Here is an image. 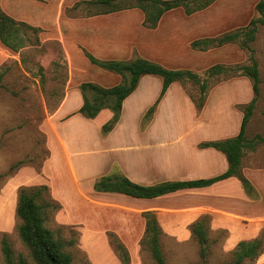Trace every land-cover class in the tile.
<instances>
[{
    "label": "rangeland",
    "instance_id": "rangeland-1",
    "mask_svg": "<svg viewBox=\"0 0 264 264\" xmlns=\"http://www.w3.org/2000/svg\"><path fill=\"white\" fill-rule=\"evenodd\" d=\"M78 1L81 0H7L1 3L6 13L41 27V32L38 33L37 41L34 39L33 44L19 52H13L0 41V67L4 65L6 70L0 86V264H7L1 249V239L4 235L13 249L12 264H19L20 256L29 264H37L31 250L19 235L18 226L21 219L17 216V206H11L1 195L13 178L19 182L18 196L21 187L48 185L43 172L44 164L50 155L47 125L63 103L67 90L78 87L77 91L83 98L79 86L84 81L113 86L122 79L119 73L93 64L84 50L108 60H126L142 56L168 68L193 70L203 78L206 77V71L215 64L234 67L250 62V53L237 43L200 51L192 48V41L207 36H218L245 26L252 18L258 16L256 5L259 0H217L208 8L191 15H187L182 9H174L167 12L159 25L153 29L143 25L144 14L138 8L108 15L86 16L84 12L71 10ZM252 46L259 63L261 95L247 126V135L250 138L257 134L264 135V24L259 26L257 38ZM112 47L115 50L111 51ZM105 48L108 50H104ZM237 78L241 79L233 80ZM222 83H227L223 86L225 91L218 89L211 94L209 110L203 117L198 111L197 118L200 122L209 123L210 118L217 117L220 104H223L227 113L236 117L235 113L238 111L232 108L231 102L239 100L246 102L242 104H247L254 96L249 77L227 73L210 79L207 99L211 89ZM161 86L160 76H145L141 92L128 104L126 124H133L140 119L144 105L155 92H160ZM176 86L183 88L186 94L199 98V84L176 82ZM177 91L179 89L174 88L172 94V100L177 101L176 106L165 108L161 124L194 122V112ZM76 104L77 100L72 98L62 112L73 109ZM242 104H237L236 107L243 113ZM175 111L178 112L177 116H173ZM198 119L196 123H200ZM83 121H86V118L76 113L64 123L63 129L75 135ZM143 123L144 116L142 126H145ZM93 127L94 125L91 132L95 134ZM125 132L121 139L132 135L130 128ZM245 154L247 164L257 161V166L264 169V144H260L255 151L247 150ZM19 163L20 166L15 168ZM256 182L252 183L254 192L249 194L246 191L251 199L247 201L248 206L240 209L241 214L253 218L245 219L243 224L241 223V238L238 241L230 243V238L235 234L233 228L218 226V221L214 220L213 215L207 214L209 241L206 256L203 257L201 245L191 231L193 223L188 228H178L177 231L162 226L161 244L166 264H235L234 251L240 241L264 237V179H258ZM52 194L50 189L46 198H52ZM187 198L188 195H179L163 201L182 204ZM145 203L150 202H141V205ZM101 212L104 218L108 216L109 223L95 230L90 228L88 203L84 204L83 210L76 206L75 210L71 211L74 221L68 218L70 213L64 205L62 208L47 210L46 225L67 242L66 249L73 255V264H123L121 250L118 252L115 248L117 242L123 243L127 248L130 264H158L150 249L141 243L146 226L144 218L130 217L134 226L132 236L129 230L121 225L125 221L122 220L124 214L105 208ZM183 232H186L187 237ZM240 264H264V251L257 258H247Z\"/></svg>",
    "mask_w": 264,
    "mask_h": 264
},
{
    "label": "crops",
    "instance_id": "crops-1",
    "mask_svg": "<svg viewBox=\"0 0 264 264\" xmlns=\"http://www.w3.org/2000/svg\"><path fill=\"white\" fill-rule=\"evenodd\" d=\"M5 1L7 0H1V3ZM113 50H115L114 47L111 48V51ZM145 76L141 78L137 89L125 99L121 118L108 134L102 133L103 124L113 116V111L108 108L101 110L96 118L85 117L86 121L79 126L75 135L63 129L64 123L78 113L75 111H78L83 104V98L77 91L78 87L67 90L63 103L51 116L47 125L50 155L44 164L43 172L46 176L44 180L53 193L52 197L68 209L70 213L68 218L71 221H74V218H71V211L75 210L76 206L83 210L84 204L88 203L90 205V228L95 230L109 223L108 216L104 218L102 215L103 208L124 214L125 217L122 220L125 221L121 225L127 231L129 230L132 236H134V226L131 219L135 216L144 218L142 213L146 210H154L163 227L176 229V231L178 228H188L204 214H212L214 220L218 221V226L233 228L235 234L229 242L238 241L241 238L239 230L241 223L253 217H246L240 212L242 207L248 206L247 201L251 199L241 180L236 176L220 180L209 186L181 189L155 198H137L117 192L94 190L97 178L114 172L126 175L137 183L153 185L168 180L210 178L224 173L229 168L227 156L223 152L213 147H200L199 143L236 136L241 130L244 117V112L242 113L236 105L246 102L239 100L231 102L232 108L238 111L236 113L232 111L236 117H233L232 113H227L223 104H220L218 116L210 118L209 123H203L197 118L199 110L194 102L185 90L177 87L174 82L147 125L142 126V118L160 92H157L158 94L155 92L150 101L144 105V112L139 120L137 119L133 124H126L128 104L141 92ZM238 79L241 78L233 80ZM227 83L219 84L211 89L205 106L200 110L201 117L209 110L211 94L218 89L225 91L223 86ZM174 88L179 89L177 91L179 96L194 112L192 114L193 123L179 121L173 124L160 123L165 108L176 106L177 101L172 100ZM72 98L77 100L76 106L63 113L62 110ZM177 114V111L173 112V116ZM197 119L200 123L195 122ZM79 120L82 122L81 119ZM93 125L95 134L91 132ZM127 128L131 129L132 135L121 139L120 137L125 136L124 132ZM245 157L246 154L242 160L244 175L253 184L257 183L258 179H264V169L257 166L258 162L253 161L247 164ZM18 185L16 178L11 179L1 195L7 203L10 202L14 207L18 202ZM179 195H188L189 198L183 200L182 204L163 201L168 197ZM146 201L150 203L141 205V202ZM183 234L187 237L186 232Z\"/></svg>",
    "mask_w": 264,
    "mask_h": 264
},
{
    "label": "trees",
    "instance_id": "trees-1",
    "mask_svg": "<svg viewBox=\"0 0 264 264\" xmlns=\"http://www.w3.org/2000/svg\"><path fill=\"white\" fill-rule=\"evenodd\" d=\"M217 0H81L74 4L72 11L84 12L86 16L105 15L129 10L140 9L144 14L143 25L147 28H156L163 16L174 9H182L187 15L202 11ZM258 16L252 18L248 24L235 30L224 32L218 36H207L192 41V48L207 51L212 48L222 47L227 44L237 43L250 53L249 63L236 65L234 67L225 64H215L206 71V77L190 69L168 68L163 64L146 57L137 56L126 60L101 59L93 53L84 50L85 55L95 65L117 72L121 75V81L113 86H104L93 81H84L80 84L83 95V104L78 113L86 118H96L104 108H110L113 116L102 126V133L108 134L118 124L123 104L138 87L140 80L145 75H158L162 78V88L155 102L147 109L144 115L143 125H147L152 119L161 100L169 87L174 82H193L200 85V95L196 99L188 94L200 111L205 106L210 79L223 74H237L247 76L252 81L254 96L247 104H242L244 117L240 132L230 138L203 141L200 147H213L223 152L228 159L229 168L224 173L210 177L193 180H168L153 185L140 184L126 175L114 172L103 175L95 180L94 190L100 192H117L137 198H155L171 192L186 188L204 187L214 184L220 180L236 176L246 191L251 194L254 186L244 175L242 160L247 150H256L260 144H264V135L257 134L250 138L247 135V126L254 113V109L261 95V75L259 63L255 55L252 43L257 38L259 26L264 24V0H259L256 5ZM41 27L32 25L26 21L17 20L6 13L0 0V41L13 52H19L22 48L37 41ZM6 74L4 65L0 67V86ZM236 76V75H232ZM17 165L15 168L20 166ZM50 190L48 185L42 184L33 187H21L17 202V216L21 219L18 226L22 241L31 250L32 256L37 264H73V255L69 252L67 242L57 232L50 229L47 223V210L51 208H62L61 202L52 198L47 199L46 194ZM146 221L144 236L141 243L147 246L153 258L158 264H166L161 235L162 225L154 210H146L142 213ZM208 220L205 214L195 221L191 226L193 236L201 245V254L206 256L208 246ZM116 250L120 252L123 264H130V254L123 243L115 244ZM1 249L7 264L13 263V249L4 235L1 239ZM264 251V237H256L251 240H242L234 251V263L240 264L245 259H255ZM19 264H29L20 256ZM205 264V263H203Z\"/></svg>",
    "mask_w": 264,
    "mask_h": 264
}]
</instances>
